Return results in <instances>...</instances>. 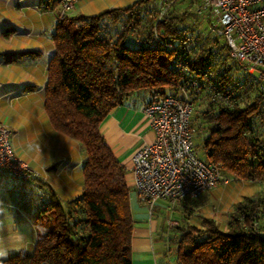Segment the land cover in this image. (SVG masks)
I'll list each match as a JSON object with an SVG mask.
<instances>
[{"label": "trees", "instance_id": "1", "mask_svg": "<svg viewBox=\"0 0 264 264\" xmlns=\"http://www.w3.org/2000/svg\"><path fill=\"white\" fill-rule=\"evenodd\" d=\"M59 1L47 3L57 11ZM212 24L202 0H133L56 18L43 108L53 129L81 147L82 184L62 201L50 184L31 177L41 190L38 203L20 206L34 216V245L0 264H132L127 170L100 132L107 114L128 100L147 105L184 89L203 158L223 174L264 180V90L231 58ZM173 226L174 264H264V193L238 203L227 227L213 217Z\"/></svg>", "mask_w": 264, "mask_h": 264}, {"label": "crops", "instance_id": "2", "mask_svg": "<svg viewBox=\"0 0 264 264\" xmlns=\"http://www.w3.org/2000/svg\"><path fill=\"white\" fill-rule=\"evenodd\" d=\"M115 3L107 2L104 9L116 6ZM75 9L72 14H76ZM56 13L47 0H0V122L11 128L14 152L38 172L31 177L42 178L60 200L66 201L80 192L84 155L76 140L53 129L43 108L46 68L54 53ZM144 106L140 101L120 104L100 124L107 145L126 170H131L134 152L154 139ZM128 172L126 179L131 186L132 171ZM31 177L13 180L6 170L0 169V259L34 245L33 220L28 229L18 224L23 222L22 214L29 220L31 215L21 208L20 202L27 200L33 204L39 200L41 190ZM130 206L135 221L132 264H157L153 238L157 227L150 218L146 220L148 208L139 202L133 184ZM5 214L9 218H1Z\"/></svg>", "mask_w": 264, "mask_h": 264}, {"label": "built area", "instance_id": "3", "mask_svg": "<svg viewBox=\"0 0 264 264\" xmlns=\"http://www.w3.org/2000/svg\"><path fill=\"white\" fill-rule=\"evenodd\" d=\"M202 3L210 8L212 31L224 38L231 58L242 69L255 72L264 90V0ZM74 5L75 0H60L56 18L64 17ZM192 108L184 89L180 95H158L144 106L154 139L134 152L131 171L138 199L148 209L160 199L174 205L179 200L197 198L221 180L228 181L217 163L199 157L195 151ZM10 134L11 128L0 122V169L9 172L13 180L25 181L38 175L14 152Z\"/></svg>", "mask_w": 264, "mask_h": 264}, {"label": "rangeland", "instance_id": "4", "mask_svg": "<svg viewBox=\"0 0 264 264\" xmlns=\"http://www.w3.org/2000/svg\"><path fill=\"white\" fill-rule=\"evenodd\" d=\"M78 1V3H77ZM109 2H116L117 5H123L125 3L130 4L132 1L129 0H75V5L70 10L73 11L75 8L76 14H95L103 10L104 5ZM77 3V4H76ZM116 5V6H117ZM255 72L252 74V78L256 79ZM197 100L195 97L193 98ZM199 101L205 103L206 99L201 98ZM127 103L130 100L126 101ZM7 124V123H6ZM194 145L197 155L203 158L202 150V135L196 133L194 136ZM132 170V166H131ZM131 170H127L131 172ZM132 174V172H131ZM224 178L228 181L221 180L216 186L210 189L206 194L201 195L198 198L186 199L183 202H176L174 205L169 204L165 200H158L151 208L148 209L149 215L147 221L156 224L157 229L153 231L154 246H155V261L157 264H174L175 246L176 244L169 240V237L173 235L174 226L171 225V221H178L179 225L186 223L198 224L202 217H213L217 220L221 227H227L228 220L231 212L234 211L238 203L247 201L254 195L264 193V180H245L235 177L231 174H223ZM133 179V175H131ZM129 180V175L127 176ZM133 184V183H132ZM132 184L130 188H132ZM130 185V184H129ZM26 202H28L26 200ZM140 202V201H139ZM21 203V202H20ZM7 206V205H6ZM2 209H7L8 207ZM193 207L192 210H185V207ZM13 208V207H12ZM10 208V209H12ZM24 209V208H23ZM14 210V209H13ZM26 210V209H25ZM185 210V211H184ZM181 211H184L183 215ZM11 217V216H10ZM23 222H18L20 226L29 228L31 220L34 216L30 215V220L21 215ZM3 219L9 218L5 214ZM12 218V217H11ZM16 221V220H15ZM46 222L51 225L49 220ZM174 224V223H173ZM175 225V224H174ZM34 227V226H32ZM31 230V233L34 234ZM264 236V231H261ZM32 246H29L28 250H31Z\"/></svg>", "mask_w": 264, "mask_h": 264}]
</instances>
